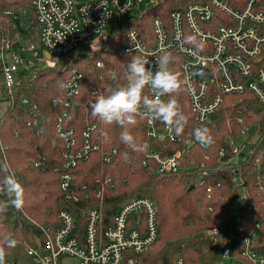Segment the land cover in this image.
I'll list each match as a JSON object with an SVG mask.
<instances>
[{"label":"trees","instance_id":"16d2710c","mask_svg":"<svg viewBox=\"0 0 264 264\" xmlns=\"http://www.w3.org/2000/svg\"><path fill=\"white\" fill-rule=\"evenodd\" d=\"M188 2L191 0H162L155 6L140 9L116 30H109L99 49L79 57L69 56L63 64L36 67L20 74L14 89V106L4 113L1 120L0 162H8L25 190L21 209L9 205L5 212H0V246L5 247V262L37 264L28 250L36 246L35 236L42 235L44 231L54 234L60 229L59 215L63 209H69L84 223L87 211L99 206L97 194L102 177L111 178L103 195L102 214L105 220L110 221L119 206L134 197H148L156 205L159 235L155 244L140 258L142 264H174L179 258L185 264H220L221 233L215 235L212 230L216 227L224 229L237 213L247 220L248 227L260 223L255 246L258 253L264 256V193L256 187L253 170H247L246 182L241 174L237 175L236 182L234 166L227 165L218 157L222 148H226L229 155L231 149L227 139L240 136L245 128L255 129L258 135L256 152L264 157V106L253 95L226 96L223 108L206 126L214 142L207 147L201 146L193 135L196 124L183 86L182 57L170 51L175 57L170 68L182 82V89L176 98L181 111L188 117V123L184 132L178 135V142L154 140L151 147L164 157L177 151L183 152V168L176 174L161 173L153 159L147 158L144 165L148 155L146 148L141 152L132 151L120 140L123 129L119 125H103L92 116V108L88 109L89 102H95L97 95L107 94L109 90L127 83V63L137 56L123 52L127 32L136 29L142 38L152 40V19L161 18L170 26L172 12L184 8ZM257 2L264 7V0ZM4 8L27 12L24 19L40 46L33 0H0V9ZM4 37L5 33H0V54ZM99 62L104 64L102 70L97 68ZM73 68H78L83 78L79 81V94L75 98L78 111L71 110L65 125L75 131L77 145L74 152L84 147V133L89 125H95L90 143L99 149L91 151L88 159L78 160L76 167L69 171L75 176L74 186L79 198L77 202H67L61 190L67 149L56 125L58 118L67 110L65 85ZM2 80L0 71V93L5 96ZM144 95H148V87ZM24 99L29 100L31 106L36 105L38 125L35 128L29 126L33 111L23 105ZM237 102H241L238 107L235 106ZM136 119L137 123L129 126V131L138 144L146 145V120L143 116ZM102 132H107V142L101 136ZM114 150H117L116 154ZM125 152L127 158L123 155ZM39 157L45 158L46 169L32 166L31 161ZM107 159L110 161L107 162ZM204 172L206 175L202 176ZM3 175L0 172V179ZM202 180L204 184H201ZM210 187L212 192L208 197ZM244 196L251 198V208L243 200ZM7 200V196L0 194V204ZM5 235L16 241L15 247L7 248L3 244ZM238 263L249 264L242 257H238Z\"/></svg>","mask_w":264,"mask_h":264},{"label":"built area","instance_id":"2783aa9c","mask_svg":"<svg viewBox=\"0 0 264 264\" xmlns=\"http://www.w3.org/2000/svg\"><path fill=\"white\" fill-rule=\"evenodd\" d=\"M160 1L33 0L40 46L24 19L26 11L0 9V33H5L0 54V71L5 88V96L0 93V108H4L0 109V141L1 120L4 113L14 106V89L20 74L36 67H53L43 66L49 60L46 55L58 60L69 57L81 45L90 48V45L98 44L94 40L102 35L100 44L103 45L109 30H116L140 9L149 8ZM245 1L191 0L184 8L172 12L170 26L161 18L152 19L154 39L142 38L136 29L126 34L127 44L123 52L147 59L148 67L153 72L158 68L156 59L163 51H174L182 57L180 67L183 86L196 128L211 123L212 117L223 108L226 96L248 93L264 106V7L257 0ZM193 35L205 41L202 51L197 52L185 42V37ZM97 68L102 70L104 64L97 63ZM198 69L207 70L208 74L198 75ZM82 78L83 74L78 68L71 70L65 85L67 110L58 118L56 125L67 149L61 177V190L67 202H77L79 198L74 186L75 176L69 171L76 167L78 160L88 159L91 151L99 149L90 143L95 125H89L84 133L85 145L77 152H74L77 145L75 131L65 125L71 110L76 111L75 98L79 94V81ZM148 96H153L149 87ZM166 97L162 99L166 100ZM22 103L33 111L29 126L35 128L38 125L36 105L31 106L26 99ZM93 103L89 102V110ZM237 104L241 105V102L235 106ZM143 117L148 128V155L143 164L146 165L149 158L156 161L161 173L180 172L183 168V152L177 151L164 157L151 147L154 140L176 143L180 137L167 125L151 120L148 116ZM257 139L254 128H245L240 136L227 139L231 149L229 155L226 148H222L218 157L225 160L227 165L234 166L236 182L240 174L246 182L247 170H253L256 187L264 193V157L256 152ZM113 153L116 154L117 150ZM31 164L36 168H47L43 157L32 160ZM204 175L206 172L202 173ZM102 179L97 194L99 206L87 211L84 223L69 209H63L59 215L61 227L58 231L54 234L44 231L42 235L35 236L36 246L29 249L28 254L37 264H65L69 259H75L77 264H142L140 258L155 244L159 235L156 205L148 197H134L120 205L110 221L105 220L102 214L103 195L111 178ZM204 183L202 180L201 184ZM211 192L212 187L208 189V197ZM243 200L251 208V198L244 196ZM260 229V223L248 227L247 220L240 213L224 229L214 228L212 234L221 233L220 264H239L238 257L246 259L249 264H264V256L258 253L255 246ZM174 264L185 263L179 258Z\"/></svg>","mask_w":264,"mask_h":264},{"label":"clouds","instance_id":"9594fccd","mask_svg":"<svg viewBox=\"0 0 264 264\" xmlns=\"http://www.w3.org/2000/svg\"><path fill=\"white\" fill-rule=\"evenodd\" d=\"M185 42L191 44L199 52L205 47V41L196 36L185 37ZM175 57L171 52L163 51L157 57L158 68L153 72L148 67V60L141 56H133L127 63V83L117 89L109 90L107 94L97 95L92 104V116L103 125H119L123 131L120 134L122 143L134 152L143 151L147 145L138 144L129 131V126L137 123L138 116H148L151 120H159L167 125L177 135L184 132L188 123V117L181 111L176 98L182 89V82L178 75L170 68ZM149 87L153 93L150 98L144 95V90ZM167 96L168 99H162ZM201 146L207 147L213 144V137L207 127H198L193 133ZM104 141H108L107 132H102ZM127 158V152L123 153ZM0 194L8 197V200L0 204V212H5L9 205L21 209L24 205L25 190L17 180L7 161L0 162ZM3 244L7 248L15 247L16 241L5 235ZM5 247L0 246V264H5Z\"/></svg>","mask_w":264,"mask_h":264},{"label":"rangeland","instance_id":"374dc122","mask_svg":"<svg viewBox=\"0 0 264 264\" xmlns=\"http://www.w3.org/2000/svg\"><path fill=\"white\" fill-rule=\"evenodd\" d=\"M156 5V4H155ZM155 5H151L152 6H155ZM150 8V7H149ZM102 38H103V35L96 38L94 40V43H98V44H94V45H90V48L88 45H81L80 47L76 48L71 54L70 56L71 57H79L83 54H86V53H90L92 51H95L97 49H99L101 47L102 44H100L102 42ZM67 60V57H63V58H60L59 61H58V64H63L65 61ZM57 63H54L50 60H46L43 64V66H55ZM1 110H4L3 107L0 108ZM65 264H77V261L75 259H69L67 260V262Z\"/></svg>","mask_w":264,"mask_h":264},{"label":"water","instance_id":"95a60500","mask_svg":"<svg viewBox=\"0 0 264 264\" xmlns=\"http://www.w3.org/2000/svg\"><path fill=\"white\" fill-rule=\"evenodd\" d=\"M46 57H47L50 61H52V62H54V63H57V62L59 61L58 58H55V57L50 56V55H46ZM201 73H206V74H208V71H207V70H204V69H198V75L201 74ZM239 105H240V104H237L236 106L238 107ZM75 110H76V112H77V111H78V107H76ZM169 155H171V154H169ZM191 189H193V187H191Z\"/></svg>","mask_w":264,"mask_h":264}]
</instances>
